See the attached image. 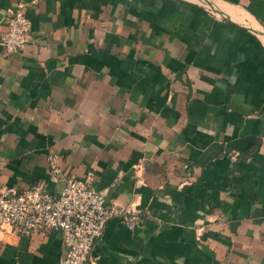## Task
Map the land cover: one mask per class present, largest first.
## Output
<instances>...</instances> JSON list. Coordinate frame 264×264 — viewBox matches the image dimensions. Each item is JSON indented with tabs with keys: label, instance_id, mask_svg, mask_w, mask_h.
Listing matches in <instances>:
<instances>
[{
	"label": "crops",
	"instance_id": "obj_1",
	"mask_svg": "<svg viewBox=\"0 0 264 264\" xmlns=\"http://www.w3.org/2000/svg\"><path fill=\"white\" fill-rule=\"evenodd\" d=\"M18 0H0V32ZM0 47V185L90 174L113 216L88 264H264V0H20ZM59 232L0 231V264H57Z\"/></svg>",
	"mask_w": 264,
	"mask_h": 264
},
{
	"label": "built area",
	"instance_id": "obj_2",
	"mask_svg": "<svg viewBox=\"0 0 264 264\" xmlns=\"http://www.w3.org/2000/svg\"><path fill=\"white\" fill-rule=\"evenodd\" d=\"M23 7L22 1H16L6 16L0 32L4 53L21 49L28 38L29 21ZM57 158L55 152L46 155L49 175L62 180L56 192H50L42 180L23 188L0 185V231L30 238L45 228L56 229L63 247L57 264H88L91 246L108 218L116 216L133 230L142 225L144 217L133 206L106 202L89 173L63 175Z\"/></svg>",
	"mask_w": 264,
	"mask_h": 264
}]
</instances>
